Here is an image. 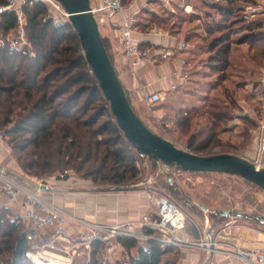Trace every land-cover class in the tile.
<instances>
[{
  "label": "trees",
  "instance_id": "trees-1",
  "mask_svg": "<svg viewBox=\"0 0 264 264\" xmlns=\"http://www.w3.org/2000/svg\"><path fill=\"white\" fill-rule=\"evenodd\" d=\"M220 1L211 4L212 12L217 17H211L212 21L203 25L198 22L197 15L180 14V19L186 23L185 28L193 24L184 28L185 39L203 40V45L192 49L187 61L189 73L186 82L173 91L178 101L176 107L169 106L179 116L173 121V129L181 132V136L185 137V147L193 153L213 146L233 147L229 142L222 143L219 134L231 131L221 126L231 120L229 110L237 106L233 94L245 86L244 81L231 82L233 94L228 87L222 91V96L229 103L212 101L207 110L202 111L195 103H198V98L193 99L201 84H210V90L214 89L212 83L215 81L200 82V77L206 79L214 73L224 80L228 67L238 71L232 65L235 62L231 55L238 51L234 45L242 44L246 37L231 39V28L240 16L242 5L236 0ZM204 3L205 0H196L195 9L198 10L200 5L203 8ZM3 4L5 1L0 0V6ZM22 13L24 35L32 51L29 52L27 48L9 50L0 46V132L7 139V145L11 147L21 171L28 176H41L72 169L74 174L88 179L97 188H107L102 184L119 187L136 177L139 170L136 157L140 155L118 128L71 24L65 21L59 26L54 25L47 17L45 5L38 2H26L22 6ZM16 25L17 18L13 12L0 13L2 34L6 35ZM254 28L260 30L261 24L256 23ZM200 32L204 33L201 35ZM260 34H254L256 37L251 40L252 48L264 43V34ZM103 42L112 61L104 39ZM232 47H235L233 52ZM203 53L207 54L204 65L211 73L203 72L199 76L198 66L194 62ZM263 57L259 77L252 83L249 94L250 99L258 103L252 109L254 116L247 113L241 117L250 124V128L240 131L239 136L250 140L253 139L252 129L256 126L255 118L261 105L260 68ZM250 60H254L253 55ZM197 62L199 65L200 59ZM157 103L158 100L151 102L153 105ZM196 115L205 118L201 125L194 123ZM102 117L106 118L101 120ZM148 159L155 167L159 166L156 161ZM171 171L180 170L171 165L166 171V181L158 186L175 195L181 206L191 212L196 210L202 213L200 206L204 205L191 203L189 197L180 194L175 183H170ZM98 181L102 184L96 183ZM197 206L198 210L195 208ZM10 213L7 207H0V256L7 254L9 264H39L28 253L29 233L21 226L19 217H12ZM208 213L211 226L227 218L217 216L213 211ZM118 242L126 250L129 264H175L174 260L163 258L173 250L171 245L163 246L154 240L139 245L136 240L126 238H120ZM105 248L101 242L93 243L83 264H121L119 260L111 263L102 259L100 256ZM130 249L135 250L134 255Z\"/></svg>",
  "mask_w": 264,
  "mask_h": 264
},
{
  "label": "crops",
  "instance_id": "crops-1",
  "mask_svg": "<svg viewBox=\"0 0 264 264\" xmlns=\"http://www.w3.org/2000/svg\"><path fill=\"white\" fill-rule=\"evenodd\" d=\"M195 2L196 0H123L122 12L114 13L104 23L98 25L113 64L116 65L119 79L127 90L133 106L139 105L141 100L150 102L165 100L172 91L186 82L189 73L187 61L193 46L190 47V41L184 37L186 23L180 19V14H193ZM97 3L98 0H90L91 7ZM132 14L135 18L134 35L140 45L149 50L148 61L139 67L135 74L131 72L129 64L123 59L118 44L121 20ZM174 18L180 20L176 28H173ZM173 30H175L174 33ZM234 46L240 48L242 44ZM235 47L231 48V52ZM161 51H168V56L161 58ZM183 73H187L185 79L182 77ZM251 147L252 153L255 154L259 146L254 141ZM0 167L16 179L23 178L33 183L36 181L24 176L9 147L1 140ZM43 182L46 188L39 192L72 217L70 223L72 233L82 230L81 220L113 224L136 220L153 210L155 191L147 182L132 185L130 188H97L92 186L89 180L76 177L71 172L63 178L51 176ZM22 184L29 187L25 183ZM0 207H7L11 212H18L17 206L6 203L1 190ZM205 208L207 211L201 210V218H190L192 223L187 222L182 231L183 236L196 238L201 245L196 247L171 245L173 250L166 254L164 259L174 260L175 264H243L229 252L235 248L264 251V230L246 223H236L228 217L211 226L209 210ZM32 229L37 232L29 235L31 242L41 240L44 236L36 233L51 232L48 228ZM43 239L46 240L47 237ZM209 241H212L213 245L210 248L205 247V243ZM138 244L142 245L140 242ZM161 245L170 244L161 243ZM115 249H119L120 253L127 257L126 250L119 242ZM105 252L109 251L105 248ZM130 253L134 255L135 250L130 249ZM121 264H129V262L125 259Z\"/></svg>",
  "mask_w": 264,
  "mask_h": 264
},
{
  "label": "rangeland",
  "instance_id": "rangeland-1",
  "mask_svg": "<svg viewBox=\"0 0 264 264\" xmlns=\"http://www.w3.org/2000/svg\"><path fill=\"white\" fill-rule=\"evenodd\" d=\"M204 1V0H203ZM216 2H222L220 0H205L203 4V8L200 5L198 10L195 9L193 15H197L196 17L199 18L198 22H201L203 25L205 22H211V17H217L212 12L211 4ZM240 5H242L240 16L232 25L231 28V39L235 40L239 37H246L245 41L242 43V46L238 48V52H234L231 55V59L234 58V68L238 71L232 70V67H228L225 73V79H219V76L212 73L211 77L209 75L206 79L200 77V82L205 81H215L211 82L214 85V89L210 90V84L206 85H199L197 87V94L196 97L193 99H197L198 103L195 102L197 105L200 106V109L207 110L212 101H221L224 103H229L225 98L222 96V91L224 87H228L232 93V83L234 81H244L245 86L242 89H238L236 94H233L235 102L237 104L236 107L230 109V114L232 116L231 120L225 122L221 127H228L231 131L226 133L219 134V138L221 139L222 143H231L233 147H219L213 146L208 150L203 152H198L196 154L200 155H207V154H214V153H222L223 151H228L229 153L237 154L240 156H252L253 155V148L251 147L254 143L253 140L246 139L242 135L239 136L240 131H244L247 127L250 128V124L245 120L241 119L242 115L251 114L253 115V108L254 105L258 103L256 100H251L249 97L250 89L252 87V83L258 79L259 75V66L262 56L264 55V43L260 44L257 48H252V38L256 37L254 34L263 35L264 34V0H236ZM190 11V10H189ZM207 19V21H205ZM173 28H176L178 19L174 18L173 20ZM256 23L261 24L260 30L254 28ZM193 24L189 26L186 25L187 29ZM25 28V22L23 24ZM100 28V27H99ZM13 28L10 30L6 35L2 34L0 31L1 37L13 38L16 36L14 33ZM175 30H173V33ZM201 35L204 32H200ZM24 40L26 37L24 36ZM27 41V40H26ZM210 41V40H209ZM205 42V41H204ZM207 42V41H206ZM198 45H203V40L196 39L194 41H190V47L193 46L197 47ZM19 49L27 48L29 52L32 51L31 46H27L24 44L23 40L18 45ZM254 56V60H250L251 56ZM200 58L195 59L197 64V68L199 71V76L202 75L203 72H210V69L206 65H204L205 58L207 57L206 53L199 56ZM198 59H200L198 65ZM116 66V65H115ZM211 73V72H210ZM196 76L197 78L199 77ZM202 97H205L204 99ZM207 97V99H206ZM175 93L172 91L170 95L165 99H161L159 103L153 105L148 104L146 100H141L139 105L134 104V110L139 115V117L143 120V122L150 128L153 132L164 136L174 142V144L180 148L186 149L190 151L188 148L185 147V137L181 136V132L178 130L173 129V121L178 119L179 116H176L173 111L169 109V106L176 107L178 101L176 100ZM254 116V115H253ZM106 117H102L101 120L105 119ZM203 116L196 115L193 119L194 123L201 125L205 120ZM256 122L258 118H255ZM225 129V128H223ZM2 131V130H1ZM256 132V126L252 129V134L254 135ZM7 143V139L4 138ZM257 144V143H256ZM258 145V144H257ZM259 146V145H258ZM10 152L12 154L11 147L8 145ZM13 156V154H12ZM14 157V156H13ZM136 166L139 169L137 176L120 184L119 187L130 188L132 185L147 182L148 185L153 188L155 191V196L158 195H165L174 201L184 212V214L188 218H201V213L199 211L186 209L185 207L181 206V202L177 199L175 195H172L168 190L159 187L161 183L166 181V176L168 173L166 172L168 168L163 167L160 168L155 167L151 164L148 157L145 156H137L136 157ZM19 167V166H18ZM21 170V169H20ZM68 172L75 173L72 169H66ZM171 179L170 183H175L178 190H180V194L184 195L185 197H189V201L191 203H200L208 208L209 212L213 210H220V209H232V210H239L243 212H247L250 214H256L260 217L264 218V195L261 188L258 186L251 184L244 180L241 177L223 174V173H198V172H184V171H171ZM60 171H56L52 174H44L41 176H28L24 174L25 177L28 179H32L33 181L36 180L37 182L39 179H47L51 176H58ZM76 175V174H75ZM76 177H78L76 175ZM79 178H82L79 176ZM83 179V178H82ZM88 180V179H85ZM102 184L100 181L96 182ZM107 188L117 187L116 185H109L102 184ZM93 186V185H92ZM198 210V206L195 207ZM12 217H19L18 212H11ZM230 220H234L236 223L242 224H249L253 225L257 228L264 230V224L260 223L257 219L249 220L247 218L241 217H228ZM20 224L25 231L29 233H35L37 231L33 230L31 227H28L20 220ZM36 234L44 235L43 237H47L46 240L54 239L56 245H60V241L58 238L54 237L51 232H38ZM43 237L34 242H29V249L28 253L30 254L31 259H35L39 264H45L47 261L39 262L34 257L35 252L40 248L41 242L44 241ZM59 243V244H58ZM87 257V256H86ZM85 255L77 258L73 261L72 264H83L84 259L86 258ZM102 259H106L111 263H114L117 260L119 262L125 261L127 259L126 256L120 253L119 249H115L112 252H105L100 256ZM99 257V258H100ZM7 254L0 256V264H9Z\"/></svg>",
  "mask_w": 264,
  "mask_h": 264
},
{
  "label": "built area",
  "instance_id": "built-area-1",
  "mask_svg": "<svg viewBox=\"0 0 264 264\" xmlns=\"http://www.w3.org/2000/svg\"><path fill=\"white\" fill-rule=\"evenodd\" d=\"M4 1L5 4L0 6V13L13 12L17 18L14 30L16 36L13 38L0 36V46H5L9 50H19L18 45L22 40L24 44L30 46L29 42L24 40L22 6L26 2L44 4L47 17L54 25L59 26L68 21V14L57 0ZM123 9V0H98V3L91 7L98 25L104 23L114 13L122 12ZM134 22L133 14L123 17L118 34L122 57L129 64L133 74L149 59V50L142 47L134 35ZM168 54V51H161V58H166ZM182 77L185 79L187 73H183ZM260 99L256 132L253 135L259 147L252 156H243L250 160L256 168H264V57L261 62ZM147 103L151 102L147 101ZM0 140L7 145L1 132ZM66 174L68 170L62 171L59 177L63 178ZM35 183L44 185L43 179ZM0 190L8 205L17 206L19 219L26 226L35 229L48 228L52 235L60 241V245H56L54 239L41 242L34 257L39 262L47 261L45 264H72L75 259L84 255L88 256L91 245L95 242H101L106 246L107 251H113L120 238L136 240L142 245L150 240L174 246L196 247L201 245L196 238L195 240L182 235L187 222L191 220L174 201L165 195L154 196L153 210L136 220L113 224L81 220L82 230L72 233L70 230L72 217L63 208L42 196L38 189L23 185L3 168L0 170ZM205 245L210 248L213 244L209 241ZM229 253L243 264H264V251L235 248Z\"/></svg>",
  "mask_w": 264,
  "mask_h": 264
},
{
  "label": "water",
  "instance_id": "water-1",
  "mask_svg": "<svg viewBox=\"0 0 264 264\" xmlns=\"http://www.w3.org/2000/svg\"><path fill=\"white\" fill-rule=\"evenodd\" d=\"M57 1L68 14V22L78 35L86 62L98 81L118 128L139 155L156 161L160 168H169L174 165L184 172L223 173L238 176L261 188L264 195V168H256L247 158L228 152L196 154L176 146L148 128L134 111L116 68L108 56L98 23L91 11L90 0ZM17 180L32 189L46 188L45 185L23 178H17ZM200 207L201 210L207 211L204 206ZM213 212L217 216L257 219L264 224V218L256 214L232 209L213 210Z\"/></svg>",
  "mask_w": 264,
  "mask_h": 264
}]
</instances>
